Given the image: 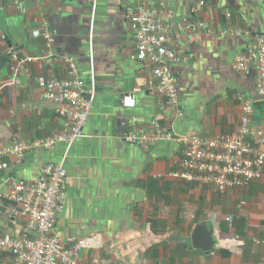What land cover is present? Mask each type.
I'll use <instances>...</instances> for the list:
<instances>
[{"label":"crops","instance_id":"crops-1","mask_svg":"<svg viewBox=\"0 0 264 264\" xmlns=\"http://www.w3.org/2000/svg\"><path fill=\"white\" fill-rule=\"evenodd\" d=\"M201 1L206 5L193 15ZM137 2L216 27L215 34L196 36L188 64L173 67L182 115L176 116L150 88L149 72L135 59L136 41L123 15L127 0H0V146L61 130L54 104L41 99L38 80L66 79L63 56L75 59L94 98L84 137L71 148L61 143L29 152L19 164L5 158L10 167L0 171V192L9 194L18 180L37 181L48 162L64 163L68 197L53 234L67 245L102 234L105 248L86 251L85 261L96 256L110 264H264V177L224 193L200 188L170 176L181 160L177 145L162 142L144 150L121 138L133 128L151 133L156 119L184 136L232 134L240 128L244 100L253 103V126L263 127L256 72L244 75L233 68L235 56L252 40L222 36L220 29L264 33V0ZM36 30L51 33L53 45L35 37ZM11 47L23 58L52 51L57 60L31 62L18 71L8 54ZM133 90H138L137 105L125 108L123 95ZM2 201L0 235L26 231L25 223L11 217L9 200ZM227 215L234 216L232 227ZM203 222L214 227L211 253L191 242ZM0 264H13V256L0 251Z\"/></svg>","mask_w":264,"mask_h":264},{"label":"built area","instance_id":"built-area-1","mask_svg":"<svg viewBox=\"0 0 264 264\" xmlns=\"http://www.w3.org/2000/svg\"><path fill=\"white\" fill-rule=\"evenodd\" d=\"M205 5V1H201L192 9L193 15H197ZM123 15L136 41L135 59L152 78L150 88L165 100L176 116L182 115L179 84L173 67L188 64L191 61V43L199 33L215 34V25L191 21L188 17L178 18L175 10L146 7L137 0H127ZM33 34L43 37L50 45L55 41L49 32L36 30ZM220 35L252 40L243 52L235 56L233 68L244 75L256 72L257 99L264 103V33L253 34L250 30L226 27L220 29ZM180 36L186 40L184 44H181ZM8 54L16 62L18 71L31 62L50 58L57 60L52 51L44 57L23 58L11 47ZM62 60L68 66L66 79L41 76L38 80L41 99L54 104L61 130L32 140L18 137L0 146V171L10 167L4 160L7 157L14 158L19 164L29 152L49 151L61 143L71 148L84 137L94 98L88 96L75 59L65 55ZM137 92L133 90L123 95L125 108L136 107ZM253 114V103L244 100L239 130L215 138L180 135L158 119L152 122L151 133L133 128L129 132L124 131L121 138L144 150L155 148L162 142L177 145L181 160L170 176L186 184L224 193L248 187L264 177V149L261 148L264 146V126H253ZM67 189L68 171L64 163L48 162L43 165L37 181L18 180L9 194L0 192L1 206L6 197L11 217L26 226L24 232L0 235V251L9 252L13 256V264H110L96 256L89 262L84 259L86 251L96 252L105 248L102 234L78 238L71 245L53 234L57 217L67 201ZM225 221L232 227L234 216L227 215Z\"/></svg>","mask_w":264,"mask_h":264},{"label":"water","instance_id":"water-1","mask_svg":"<svg viewBox=\"0 0 264 264\" xmlns=\"http://www.w3.org/2000/svg\"><path fill=\"white\" fill-rule=\"evenodd\" d=\"M191 242L195 249L211 253L216 246L213 225L207 222L196 225L191 235Z\"/></svg>","mask_w":264,"mask_h":264}]
</instances>
